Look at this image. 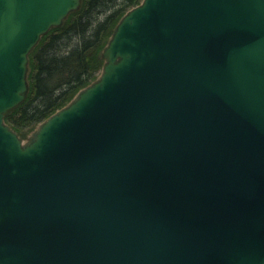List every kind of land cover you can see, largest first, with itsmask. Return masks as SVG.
<instances>
[{"label":"water","instance_id":"1","mask_svg":"<svg viewBox=\"0 0 264 264\" xmlns=\"http://www.w3.org/2000/svg\"><path fill=\"white\" fill-rule=\"evenodd\" d=\"M80 4L0 0V264H264V0H141L23 142L28 56Z\"/></svg>","mask_w":264,"mask_h":264},{"label":"trees","instance_id":"2","mask_svg":"<svg viewBox=\"0 0 264 264\" xmlns=\"http://www.w3.org/2000/svg\"><path fill=\"white\" fill-rule=\"evenodd\" d=\"M140 1L82 0L78 11L40 38L28 56L26 98L4 116L20 138L97 78L103 65L101 52L113 28Z\"/></svg>","mask_w":264,"mask_h":264},{"label":"rangeland","instance_id":"3","mask_svg":"<svg viewBox=\"0 0 264 264\" xmlns=\"http://www.w3.org/2000/svg\"><path fill=\"white\" fill-rule=\"evenodd\" d=\"M81 3H82V0H81ZM80 6H81V4H80ZM80 8V7H79ZM79 10V9H78ZM78 10H76V11H78ZM75 11V12H76ZM72 13H74V12H72ZM94 56H91V63L92 64H94ZM28 71H29V68H28ZM28 71H27V75H28ZM6 115V114H5ZM4 123H5V121H4ZM6 124V123H5ZM6 125H8V124H6ZM9 126V125H8ZM10 127V126H9ZM11 128V127H10ZM12 129V128H11ZM13 130V129H12ZM14 131V130H13ZM15 132V131H14ZM16 133V132H15ZM17 134V136L20 138V135H18V133H16ZM30 136V134H28V135H26L25 136V138H20V139H22V141L23 142H25L27 139H28V137Z\"/></svg>","mask_w":264,"mask_h":264}]
</instances>
